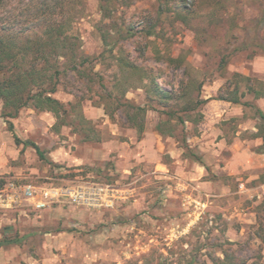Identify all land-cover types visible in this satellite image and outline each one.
I'll return each mask as SVG.
<instances>
[{
	"label": "rangeland",
	"instance_id": "374dc122",
	"mask_svg": "<svg viewBox=\"0 0 264 264\" xmlns=\"http://www.w3.org/2000/svg\"><path fill=\"white\" fill-rule=\"evenodd\" d=\"M45 20L79 36L93 72L66 70L54 93L80 129L23 107L7 119L11 132L0 115V189L13 182L19 194L25 185L33 192L0 209V240H16L0 245V264H264V151L253 107L209 99L178 111L183 125L162 123L172 136L159 134L164 117L150 108L180 110L187 97L164 103L147 87L153 78L196 100L227 95L236 72L264 81V55L235 50L264 43V0H0V22L15 30L39 32ZM115 98L149 106L140 134L129 103ZM241 100L264 111V97ZM79 188L97 203L43 194ZM38 200L46 206L35 208Z\"/></svg>",
	"mask_w": 264,
	"mask_h": 264
},
{
	"label": "trees",
	"instance_id": "16d2710c",
	"mask_svg": "<svg viewBox=\"0 0 264 264\" xmlns=\"http://www.w3.org/2000/svg\"><path fill=\"white\" fill-rule=\"evenodd\" d=\"M58 5L59 3L55 6L57 7ZM45 21L38 24L39 32H36L32 27L30 29L20 27L15 30L13 27L7 26L5 22H0V115L5 119L7 129L11 132H13V125L7 119L16 116L23 107L48 111L56 118L57 125H68L72 129H80L79 125L68 120L70 110L54 96V93L57 91L60 74L66 70H70L76 72L78 76L92 75V66L89 65L90 68L85 67V65L90 64L88 56L82 54L79 36L70 34L65 22L55 20ZM259 22H261V19ZM259 22L258 24H260ZM254 41L248 43L246 41L242 42L235 50L238 51L251 45L255 47V51L264 55V43L262 41ZM60 58H63L62 62ZM226 58L227 55H222L220 64L224 63ZM62 66L63 68H61ZM232 77L235 81V87L232 90L226 87V91H228L227 95L219 93L214 97L196 100L188 97L185 91L179 95L165 90L152 78L147 85L149 92L164 103L173 98L178 97L183 99L187 97L184 99L180 110H173L170 106H166L162 110L150 108L156 111L159 117H164V120L156 122V131L159 134L172 136L173 131L170 128L168 131H165L162 123L175 120L183 125L187 118L183 115H177L179 112L190 113L198 104L206 102L209 99L223 100L253 107L256 118L259 121L256 135L261 138V144L258 148L264 151V111L250 101L241 100V97L245 94H251L254 99L264 97V81L237 72ZM239 82L245 83V90L240 94L237 92ZM115 101L117 105L129 103L127 100H121L120 98H115ZM127 105V108H130L126 111L127 120L136 129L137 133L140 134L144 129V116L149 106L132 103ZM148 105L151 106V104ZM107 114L109 117H112L111 113L107 112ZM13 137L16 144L22 143L24 146L32 147L41 159L47 160L44 152L37 144L30 140L21 141L15 134H13ZM182 145L187 148L184 137ZM189 154L207 169V166L200 157L192 152ZM14 242H16L15 239L4 237L0 240V245Z\"/></svg>",
	"mask_w": 264,
	"mask_h": 264
},
{
	"label": "built area",
	"instance_id": "2783aa9c",
	"mask_svg": "<svg viewBox=\"0 0 264 264\" xmlns=\"http://www.w3.org/2000/svg\"><path fill=\"white\" fill-rule=\"evenodd\" d=\"M10 188L11 191L4 192L5 189ZM108 187L106 185L105 187H98L97 191L92 192L93 195L100 194L99 191L103 190L104 188ZM61 190V189H60ZM59 189H55L52 193L51 192H44V196H48L51 199H58L60 196L67 195L69 198V201L76 203H82L85 205H93L97 203V197L93 196H87V191L83 190L82 188L79 189H73L72 191H69L66 193L65 191H60ZM30 185H25L21 188L20 194L17 192V186L13 182H9L4 185V188L0 189V209H10L16 206L17 202L20 200H28L33 196ZM49 199V198H48ZM47 200H38L33 203L34 207L37 209L43 208L46 206ZM105 205H108L109 203L105 201Z\"/></svg>",
	"mask_w": 264,
	"mask_h": 264
},
{
	"label": "crops",
	"instance_id": "0c3cea01",
	"mask_svg": "<svg viewBox=\"0 0 264 264\" xmlns=\"http://www.w3.org/2000/svg\"><path fill=\"white\" fill-rule=\"evenodd\" d=\"M172 157V156H171Z\"/></svg>",
	"mask_w": 264,
	"mask_h": 264
}]
</instances>
